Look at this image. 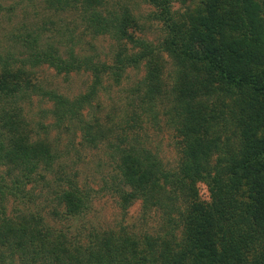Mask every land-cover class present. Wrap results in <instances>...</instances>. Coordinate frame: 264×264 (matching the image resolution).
I'll list each match as a JSON object with an SVG mask.
<instances>
[{"label": "trees", "instance_id": "trees-1", "mask_svg": "<svg viewBox=\"0 0 264 264\" xmlns=\"http://www.w3.org/2000/svg\"><path fill=\"white\" fill-rule=\"evenodd\" d=\"M45 1L55 11L77 5L94 32H108L122 45L107 64L73 51L63 57L55 47L33 42L31 65L65 74L83 69L91 78L87 91L65 98L33 85L23 68L4 61L0 100L13 102L15 93L29 88L54 99L59 121L79 123L105 76L117 82L125 69L142 64L143 78L131 91L142 93L139 100L147 105L162 94L171 99L181 157L173 170L147 150H120L118 157L121 180L129 187L118 188L121 203L139 198L144 206L161 208L169 226L165 234L140 240L104 233L87 246L72 245L40 217L0 216V247L8 257L21 264H264V0H197L182 12L172 9V0H144L163 26L158 45L130 33L136 22L127 9L103 16L98 8L106 0ZM162 54L172 68L170 98L163 93ZM13 115L0 114V164L9 162L17 171L9 187L0 181L1 197L6 191L17 196L37 164L47 167L52 158L49 143L28 141ZM90 128L85 134L91 142L96 135ZM197 182L205 184L207 201L199 200ZM86 200L75 187L58 196L68 215L81 212Z\"/></svg>", "mask_w": 264, "mask_h": 264}, {"label": "rangeland", "instance_id": "rangeland-1", "mask_svg": "<svg viewBox=\"0 0 264 264\" xmlns=\"http://www.w3.org/2000/svg\"><path fill=\"white\" fill-rule=\"evenodd\" d=\"M196 3L197 0H172V9L182 12ZM98 9L107 19L112 12L120 14L127 9L136 22L135 27L129 28L130 33L153 45L160 43L163 26L153 18L154 9L144 0H106ZM79 11L77 5L55 11L45 0H0V67L4 61L11 69L21 67L30 83L65 98L83 94L91 81L89 72L77 69L66 74L56 73L47 64L34 66L27 60L28 45L34 42L37 48L55 47L63 57L73 51L111 64L115 50L122 44L108 32H94L81 19ZM162 56L163 93H166L172 68L167 56ZM143 74L140 64L137 68L125 69L117 82L105 76L90 103L81 109L79 123L77 119L59 121L53 113L54 99L39 91L31 92L29 88L15 93L14 103L4 104L0 100L5 117L17 118L13 115L17 114V122L29 137L28 141L45 140L52 155L47 167L37 164L22 191L16 192L17 196L7 191L0 196V216L14 220L17 216L40 217L72 245L87 246L104 233L140 240L143 235L165 234V227L169 226L164 223L161 208L144 206L139 198L123 205L117 192L118 188L129 190L119 173L120 150H147L167 170L175 169L181 157L180 138L171 119V99L162 94L147 105L139 100L142 93L131 91ZM165 95L170 98L169 93ZM5 112L0 109V114ZM1 123L0 117V132L4 134ZM87 124L91 125L89 133L96 135L91 142L85 134ZM16 172L13 164H0V181L9 187ZM73 187L86 195V206L81 212L68 215L58 196ZM196 187L199 200L207 201L205 184L197 182ZM173 233L179 239L178 229ZM0 264L21 263L15 255L8 257L7 251L0 247Z\"/></svg>", "mask_w": 264, "mask_h": 264}]
</instances>
